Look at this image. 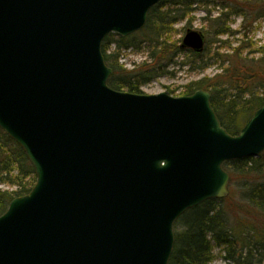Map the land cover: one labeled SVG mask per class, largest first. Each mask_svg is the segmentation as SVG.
Returning <instances> with one entry per match:
<instances>
[{"label": "water", "instance_id": "water-1", "mask_svg": "<svg viewBox=\"0 0 264 264\" xmlns=\"http://www.w3.org/2000/svg\"><path fill=\"white\" fill-rule=\"evenodd\" d=\"M163 0H0V128L34 167L0 215V264H168L188 209L230 195L224 162L264 152V104L238 134L208 90L109 85L102 45ZM186 30L182 49L202 53Z\"/></svg>", "mask_w": 264, "mask_h": 264}, {"label": "trees", "instance_id": "trees-1", "mask_svg": "<svg viewBox=\"0 0 264 264\" xmlns=\"http://www.w3.org/2000/svg\"><path fill=\"white\" fill-rule=\"evenodd\" d=\"M217 7L221 10L214 17ZM201 10L208 21L203 31L204 51L182 49L183 35L179 36L176 25L186 20L192 26L193 14ZM233 16L242 18L239 30L231 28ZM261 18L264 0H163L150 10L140 31L127 37L111 33L105 38L102 52L113 69L109 85L140 93L141 87L153 79L173 75L168 69L175 65L204 70L219 63L220 73L187 83L177 96L191 95L198 89L210 91L223 127L238 134L264 104V43L259 45L248 36L249 28ZM209 33L228 38L210 39ZM237 34L242 36L233 46L229 39ZM218 42L220 47L212 51L211 44ZM144 46L148 57L141 64L129 69L120 63L123 51H139ZM223 166L235 188H230L227 198L206 200L179 217L168 264H212L217 249L227 264H264V152L258 157L227 161ZM35 183V170L26 153L0 128V215L12 199L29 193Z\"/></svg>", "mask_w": 264, "mask_h": 264}, {"label": "rangeland", "instance_id": "rangeland-1", "mask_svg": "<svg viewBox=\"0 0 264 264\" xmlns=\"http://www.w3.org/2000/svg\"><path fill=\"white\" fill-rule=\"evenodd\" d=\"M221 9L219 7L215 8L213 11V16H218L219 12ZM206 13L204 11H198L193 14V22L192 26L187 25V21H181L176 25V28L178 29V32L181 33L179 36H184L186 29L187 28H193L197 29L200 31H204L208 27V21L205 20L206 18ZM232 21H234L231 25V28L233 30H239L240 29V24L242 21V18L239 16H233L231 18ZM249 33L248 36L251 38L254 42H257L259 45L264 43V18H261L254 22L252 26L249 28ZM210 39H212V35L209 33ZM207 35V36H209ZM178 36V37H179ZM212 36V37H211ZM242 34H237L235 37H231L229 40L233 42V46H237V42H234L235 40L237 41L238 38H240ZM228 36H219V38L216 37V35L213 37V39H224L226 40ZM221 43H212L211 44V50L214 51L220 47ZM221 52H226L228 53L229 51L225 50ZM123 56L122 59L120 60L121 64H124L127 66V68L132 69L134 64H141L147 57H148V52L147 48L144 46L141 50L135 51V50H126L123 51ZM183 59V56L179 58V61ZM168 71L173 72V75H162L159 76L152 81L146 83L141 87L140 93L144 94H158L160 92H170L175 91L172 93V95L177 96L183 91V86L186 85L187 83L193 81V80H198L202 77L208 76V77H213L216 74L220 73L221 70L219 68V63H213L210 65L208 68L204 70H192L188 66H181L180 64L175 65L172 68H169ZM235 188V184H231V179H230V185H229V190L230 188ZM237 194L235 195L234 199H237ZM215 260L212 264H227V261L224 259V254L220 252L219 249L215 250Z\"/></svg>", "mask_w": 264, "mask_h": 264}]
</instances>
